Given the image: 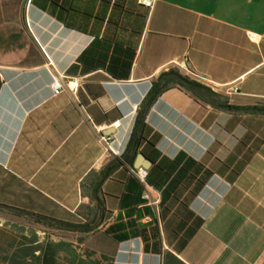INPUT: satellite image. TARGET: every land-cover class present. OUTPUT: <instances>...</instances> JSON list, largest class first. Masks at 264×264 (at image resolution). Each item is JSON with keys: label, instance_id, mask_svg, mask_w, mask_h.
Returning <instances> with one entry per match:
<instances>
[{"label": "crops", "instance_id": "obj_1", "mask_svg": "<svg viewBox=\"0 0 264 264\" xmlns=\"http://www.w3.org/2000/svg\"><path fill=\"white\" fill-rule=\"evenodd\" d=\"M152 1L0 0V204L106 264H264V0Z\"/></svg>", "mask_w": 264, "mask_h": 264}, {"label": "trees", "instance_id": "obj_2", "mask_svg": "<svg viewBox=\"0 0 264 264\" xmlns=\"http://www.w3.org/2000/svg\"><path fill=\"white\" fill-rule=\"evenodd\" d=\"M177 77L180 84L192 93L197 95L198 92H201L203 94L199 84L181 75H177ZM166 87L167 84H165L163 88L159 87V92L163 91ZM221 107L230 110L236 109L229 104H221ZM248 110L264 114V107H254ZM143 120L144 112L138 117L132 140L136 137L139 124ZM0 210H7L21 216L32 218L50 229H56L75 235H86L93 230L90 227L56 220L31 212L18 211L1 204ZM0 231L1 234H3V232L5 233L1 228ZM0 239L2 240V243L0 242V264H106L105 258V261L94 258V253L89 248H86L83 252L80 251V246L75 244L74 240L55 241L48 238L46 241H41L37 232H34L32 236L22 235L21 239L7 238V236L0 237ZM83 241L84 239H80L79 242L83 243Z\"/></svg>", "mask_w": 264, "mask_h": 264}, {"label": "rangeland", "instance_id": "obj_3", "mask_svg": "<svg viewBox=\"0 0 264 264\" xmlns=\"http://www.w3.org/2000/svg\"><path fill=\"white\" fill-rule=\"evenodd\" d=\"M0 222V228L5 231L3 234L0 233V237L7 236V238L21 239L22 235L32 236L34 232H37L41 241H46L48 238L55 241L75 240L76 238L75 234L50 229L32 218L21 216L7 210H0ZM0 242L2 243L1 239Z\"/></svg>", "mask_w": 264, "mask_h": 264}, {"label": "built area", "instance_id": "obj_4", "mask_svg": "<svg viewBox=\"0 0 264 264\" xmlns=\"http://www.w3.org/2000/svg\"><path fill=\"white\" fill-rule=\"evenodd\" d=\"M144 5L148 7L153 6V1L152 0H144L143 2ZM250 38L252 41H257L259 39V36L256 34H250ZM185 71L194 77L199 78V76L189 67L184 68ZM50 74L52 76V89L54 96H59L62 94L68 87L69 85L66 83V76L58 71L57 69H53L50 71ZM76 90H74L75 92ZM232 94H238L239 89L234 88L232 91ZM121 125V122H116L115 126L118 128ZM104 142L108 145V148L110 152L114 155L117 156H122L126 152V145L122 144L118 149L113 146V142L110 141V138L108 137H103ZM132 172L142 181V183L147 184V177H148V170L145 168H139V169H132ZM146 199L150 201V203L154 206H159L161 204V194L157 192L155 195L152 194V192H148L146 194Z\"/></svg>", "mask_w": 264, "mask_h": 264}]
</instances>
